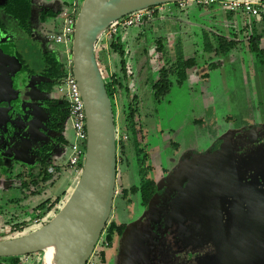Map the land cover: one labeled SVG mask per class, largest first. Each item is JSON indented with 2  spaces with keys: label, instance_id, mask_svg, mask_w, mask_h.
Returning a JSON list of instances; mask_svg holds the SVG:
<instances>
[{
  "label": "rangeland",
  "instance_id": "1",
  "mask_svg": "<svg viewBox=\"0 0 264 264\" xmlns=\"http://www.w3.org/2000/svg\"><path fill=\"white\" fill-rule=\"evenodd\" d=\"M64 1L69 0H33L34 37L26 40V46L36 42L49 43L50 34L44 30L54 31L59 27L61 19L44 24L40 21V12L44 6L55 7ZM83 1L79 2V11ZM193 7L195 4L189 1L184 6L180 3L165 4L158 18L121 32L119 36L124 47L122 53L109 54L107 45L102 44L101 39L97 44L99 52L103 51L106 55L108 53L106 59L109 61L110 58L113 71L119 72L118 64L122 61L127 63L124 77L130 88L128 94L116 93L113 103L116 134L120 139V172L114 207L108 222L123 226L127 224L128 227L141 209L140 197L130 195L131 188L138 182V176L134 161L135 143L127 131V101L135 105L136 120L143 125V129L138 130V138L146 153L151 152V148H161L160 156L166 160L171 158L172 164H167L172 167L188 153L198 155L210 150L226 133L249 126H264V53L251 49V36H255L257 31L256 26L250 25L247 28V22L253 21V18L239 14L229 21L224 10L218 7L217 12L213 13L215 17L210 18L202 16ZM5 22L10 37H23V40L28 38L13 19L6 17ZM232 30L236 32L234 38H238L236 46L224 54L211 53L206 36L217 47L215 35L233 39L230 37ZM160 39L164 41L165 50H158ZM177 43H180L185 59L194 58L197 65L186 71L184 80H181L178 73L171 75L169 79L172 86L169 91L165 95H155L153 85L159 78L161 68L173 65ZM261 44L260 47L263 42ZM48 45L49 51L64 62V45L55 42ZM168 60L171 64H167ZM103 75L104 78L107 77L106 71ZM65 138L68 146L57 144L55 147V164L64 163L62 158L70 155L69 144L74 142L75 133L69 122ZM122 144L127 145L125 151H122ZM154 156L157 159V154ZM154 165L153 169L159 174L158 161ZM59 168L60 178L52 186L43 181L35 184L29 175L21 179L11 177L0 180V207L4 210L3 215H0V241L7 240L5 234H9L11 238V226L7 222L21 221L22 215L26 220H32L34 208L48 199L60 198L56 208V212H59L80 178V175L69 169ZM24 181H28L26 187L23 185ZM131 197L132 202H128ZM117 240L118 236L109 242L103 233L88 264H114ZM43 256L42 253L32 258L38 261ZM31 261V257L24 258V263Z\"/></svg>",
  "mask_w": 264,
  "mask_h": 264
},
{
  "label": "water",
  "instance_id": "2",
  "mask_svg": "<svg viewBox=\"0 0 264 264\" xmlns=\"http://www.w3.org/2000/svg\"><path fill=\"white\" fill-rule=\"evenodd\" d=\"M182 1L191 0L83 1L71 47L88 134L80 178L47 224L0 241V258L43 253L41 264H47L48 247L55 244L54 264H88L111 217L117 184L116 123L96 57L97 44L114 22L141 10ZM232 137H224L218 151L197 155L188 167H181L193 169L186 190L191 205L184 211L185 217L193 219L191 231L215 247L216 255L201 264H264V145L235 158ZM135 253L133 235L127 264H136Z\"/></svg>",
  "mask_w": 264,
  "mask_h": 264
},
{
  "label": "flooded vegetation",
  "instance_id": "3",
  "mask_svg": "<svg viewBox=\"0 0 264 264\" xmlns=\"http://www.w3.org/2000/svg\"><path fill=\"white\" fill-rule=\"evenodd\" d=\"M213 13L216 12L211 8L201 14L211 18L215 17ZM223 13L228 19L227 12ZM44 31L50 34L49 43L36 42L26 46V40L33 38V33L28 36L23 31L28 36L23 40V37H10L6 26L0 27V180L21 179L44 169L48 163L55 164L56 145L68 146L65 138L68 106L57 94L56 80L50 76L52 67L50 69L44 61V54L50 52L48 44L54 42L52 31ZM135 122L133 141L138 182L134 186L137 190L130 195L140 197L141 209L128 227L124 225L122 234L118 236L114 264H127L126 253L133 235L136 264H201L205 258L215 256L216 250L212 243L202 242L189 228L193 219L186 218L184 211L191 205L186 190L193 169L181 170L183 165L188 167L197 154L188 153L172 167L171 158L166 160L160 156L161 148H151V152L146 153L138 138V130L143 129V125L139 120ZM229 135L233 136L230 146L235 158L264 145V126H249L226 133L224 137ZM224 137L210 150L198 155L218 151ZM126 149L127 145L122 151ZM154 154H157V159ZM157 161L159 174L153 169ZM55 172L48 171L49 174ZM119 172L117 147V183ZM145 192L150 195L148 202L143 197ZM128 202H132V197ZM226 221L227 218L223 222Z\"/></svg>",
  "mask_w": 264,
  "mask_h": 264
},
{
  "label": "trees",
  "instance_id": "4",
  "mask_svg": "<svg viewBox=\"0 0 264 264\" xmlns=\"http://www.w3.org/2000/svg\"><path fill=\"white\" fill-rule=\"evenodd\" d=\"M68 3L69 1H64V2H59L57 6L55 7L44 6L40 12V16H39L40 21L44 24H47L50 22L55 23L59 19L63 9L68 5ZM179 3L180 2L175 3V4L177 5ZM193 8H195L198 11V13H203V11L211 9V8L214 9L215 12H217V9H216L217 7L215 6L211 8H204L202 6L195 5V7ZM155 9H156V12H155L154 18H158L159 12L157 8ZM227 15H228V20L231 21L235 15H239V14L227 12ZM32 16H33V0H3L2 2H0V27L1 28H5L6 26L5 19H3V17L4 18L9 17L13 19L16 22L17 26L21 28L28 36H31L33 33ZM149 21L150 20H145L140 25H144L148 23ZM259 22H260V25L262 26L263 32L260 33V31H258L259 26H258L257 20L255 19H253V21L247 22V28L250 25L254 27L256 26L255 29L257 32L255 36H251V40H250L251 45H252L251 49L256 52L260 50L262 53H264V17H262ZM230 34H231L230 37H232L233 39H229V37L222 36V35H217V36L215 35L216 40L215 38L214 40L218 44L217 47H215V44L213 42L211 43L209 37L206 36V41H207V45H208L210 52L211 53L215 52L216 54H224V53L230 52L234 48V46H236V43L238 41V38L237 37L234 38L233 36V35H236V32L234 30H232V33ZM163 42L164 41L161 39L158 41V44H159L158 50H165V45ZM262 42H263V46H261L262 47L261 48L260 45H262L261 44ZM122 44L123 43L121 41V37L119 35H116L113 39H111L105 44L107 45L106 50L108 51L109 54H112V55L122 53L124 52V47ZM176 51H177V55L174 56V59H172L173 65L171 64V61L168 60L167 64H171L170 68L164 66L163 68H161L159 72V78L153 85V91L155 95H158L160 93L165 95V93L169 91V88L172 86L171 80L169 79L171 75L178 73L180 75L181 80H184L186 77V71L191 68H194L197 65L196 59L194 58L187 59V60L185 59L182 53V47L180 43H177ZM107 55L105 52L103 51L99 52L96 49V57H97L99 66L101 68L102 75L103 73H105V71L107 73V77L104 78V80H105L107 91H108V94H109V97H110V100L113 106V103H115L114 100H115L116 93L124 92L128 94V92L130 91V88L125 78L126 77L125 74L127 73V63L123 61L121 62V64L119 63L118 64L119 72H115L113 71L114 67H113L112 62L110 61V58H109V61L108 59H106ZM44 61H45V64H47L50 67V69L52 67V74L50 76L55 78L56 86L58 87L61 82V79L65 75L64 62L59 61L50 52H47L44 54ZM134 100L135 98L133 99V101ZM134 106L135 105H132L131 103L127 101V105H126V109L128 111L127 113V129L128 130L127 131L133 140H135L136 124H137L135 122L136 117H137L136 116L137 112H136V109H134ZM113 111H114V108H113ZM65 115H68V112H66ZM61 141H63V138H61ZM118 145L120 146L119 142L117 143V147ZM121 148L125 149L126 146L122 144ZM51 167H54L56 170L54 174L48 173ZM59 172H60V168L51 162V163L46 164L44 169L30 174L29 177H31V179L33 178V183L35 184H38L39 181H43V182L50 183L51 185H53L60 178ZM27 182L28 181L23 182L24 187L27 186ZM145 184H147L146 180H145ZM136 190H137L136 187H133L130 190V193H133ZM143 197L146 202L150 200V195L147 192L143 193ZM59 202H60L59 197L51 198V199H48L47 201L42 202L40 205L34 208L35 215L32 218V220H26L24 218V215H22L21 221L16 220V222L15 221H10V223L7 222L6 224L11 226V231H10L11 238L20 237L25 234L31 233L35 231L36 229H39L40 226H44L45 224H47L52 219V216L57 213L56 208ZM0 209H1L0 215H3L2 211L4 212V210L2 207H0ZM48 216H51V217L47 219ZM39 218L42 219V221L38 224H34V221ZM32 225L35 227L32 228ZM124 228L125 226L123 225H117L114 222H108L103 233L106 234V239L109 242H111L114 239V237L120 236L122 234ZM8 235L9 234H5L6 239H10ZM38 254H42V253H36V254L19 256V257L0 258V264H32L33 263L32 257ZM26 257H31L32 261L30 263H24V258ZM41 262H42V258L37 261V264H41ZM103 263H105V260H103Z\"/></svg>",
  "mask_w": 264,
  "mask_h": 264
},
{
  "label": "built area",
  "instance_id": "5",
  "mask_svg": "<svg viewBox=\"0 0 264 264\" xmlns=\"http://www.w3.org/2000/svg\"><path fill=\"white\" fill-rule=\"evenodd\" d=\"M79 2L80 0H69L68 5L63 9L59 17L61 19L59 27L52 31V40L56 44L64 45L68 53L64 61L65 75L58 86L57 94L67 103L68 122L75 133L74 142L69 144L71 150L69 157L62 159L64 163L55 165L57 167L69 169L74 174L78 175L81 174L85 162L88 139L84 102L77 81L73 75L71 57L74 29L79 14ZM185 2L187 1L180 2V5L184 6ZM189 2H193L195 5L204 8L219 7L225 12L242 14L243 16L246 15L257 21H260V19L264 17V0H195ZM153 8L154 7L132 13L124 17V19L122 18L123 20L114 22L104 32L101 38L102 43L106 44L116 35H120L121 32L129 30L136 25H140L145 20L153 19L156 12L155 8L158 9V12L163 11V6ZM54 170L55 168L51 167L49 173H52ZM41 221L42 219L40 218L36 219L34 224H38Z\"/></svg>",
  "mask_w": 264,
  "mask_h": 264
},
{
  "label": "bare ground",
  "instance_id": "6",
  "mask_svg": "<svg viewBox=\"0 0 264 264\" xmlns=\"http://www.w3.org/2000/svg\"><path fill=\"white\" fill-rule=\"evenodd\" d=\"M57 252H58V248L55 244L48 247L47 264L55 263L57 259Z\"/></svg>",
  "mask_w": 264,
  "mask_h": 264
},
{
  "label": "crops",
  "instance_id": "7",
  "mask_svg": "<svg viewBox=\"0 0 264 264\" xmlns=\"http://www.w3.org/2000/svg\"><path fill=\"white\" fill-rule=\"evenodd\" d=\"M259 26V25H258ZM56 30V29H55ZM259 30H261L262 31V27L261 26H259ZM67 55H68V53H67V49H65V60H66V58H67ZM64 60V61H65ZM32 264H37V261H36V259H33V263Z\"/></svg>",
  "mask_w": 264,
  "mask_h": 264
}]
</instances>
